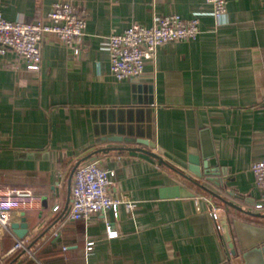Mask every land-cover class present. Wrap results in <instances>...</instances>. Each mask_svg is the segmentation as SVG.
Masks as SVG:
<instances>
[{"label":"crops","instance_id":"obj_1","mask_svg":"<svg viewBox=\"0 0 264 264\" xmlns=\"http://www.w3.org/2000/svg\"><path fill=\"white\" fill-rule=\"evenodd\" d=\"M56 1L85 19L77 54L49 34L38 71L13 52L0 55V186L40 198L11 213L17 225L24 212L23 248L13 250L18 238L0 227V264H264V195L250 170L264 158V0H226L221 24L205 0H0V14L31 23ZM172 14L198 17L196 39L159 46L140 76L118 81L109 35ZM118 137L140 143L109 141ZM141 150L187 175L195 156L200 173L220 179L221 186L197 180L216 197ZM88 155L94 159L80 165L112 171L109 194L133 202L131 212L120 206L117 218L108 211L68 219L70 174ZM212 208L219 220L238 221L230 226L233 251Z\"/></svg>","mask_w":264,"mask_h":264},{"label":"built area","instance_id":"obj_2","mask_svg":"<svg viewBox=\"0 0 264 264\" xmlns=\"http://www.w3.org/2000/svg\"><path fill=\"white\" fill-rule=\"evenodd\" d=\"M210 5V15L218 24L226 21V0H205ZM85 19L75 7L66 1H56L51 10L34 22L9 21L0 14V55L15 53L29 71L40 69V47L46 35H55L61 43L77 54L82 46L85 30ZM199 34V19H182L177 14L155 17L151 26L132 23L120 34L109 35L106 49L109 53L111 74L118 80L138 77L145 65L155 59L157 48L168 42L190 41ZM257 187L264 195V158L254 162L250 168ZM114 173L100 167L97 162H88L77 167L73 174L70 189L71 202L68 219L86 221L96 214L108 211L118 217L119 207L127 212L135 208L130 201L110 196ZM40 204V198L28 190H18L0 186V227L12 232L11 213L33 209ZM258 203L256 208L262 207ZM57 206L53 211L57 210ZM215 223L219 221L217 210H210ZM108 237L116 232L107 224ZM222 238L223 235L219 231ZM24 247V241L17 239L13 250ZM92 243H87L90 250Z\"/></svg>","mask_w":264,"mask_h":264},{"label":"water","instance_id":"obj_3","mask_svg":"<svg viewBox=\"0 0 264 264\" xmlns=\"http://www.w3.org/2000/svg\"><path fill=\"white\" fill-rule=\"evenodd\" d=\"M109 141H129V142H138L140 143V141H136V139L133 138H125V139H120V137L116 138V139H111ZM144 144H147L144 142ZM152 147V146H151ZM140 150V149H138ZM140 152H144L146 155H148L149 157H152L153 159H155L159 164L167 167L168 169L172 170L176 175L184 178L185 180H187L188 182H190L192 185H194L195 187L202 189L203 191L215 196L211 191H209V189H207L203 184L200 183V181L197 180H201L203 179V176H205V181L206 182H213L214 185L216 186H221V181L220 179H215L213 180L210 173L205 172L204 175L202 173H200L199 169H198V161L197 158L195 156H190L188 158V163L186 165V169L187 172L190 173V175H192L193 177H191L190 175H187L186 171H181L177 168H175L173 165L165 162L163 159H161L159 156H157L155 153H151L148 151H143L141 150ZM93 155H88L85 159H83L82 161L78 162L72 169L71 171V177L73 176L75 170L77 169L78 166H80V164L85 161H92ZM178 191H180L181 195L183 196H190L193 197L195 196L193 193L189 192L187 189H185L184 187H177ZM216 197V196H215ZM217 198H220L217 196ZM221 199V198H220ZM223 203L225 204V206H229L232 207L233 209L237 210L238 212H240L243 215H251L252 213H249L245 210L240 209L239 207H237L236 205H233L232 203L226 201L225 199H222ZM21 222L17 225H11V229L12 232L15 234V236L18 239H22L25 235H27V233L29 232V228L28 225L25 221L24 218V212L21 213ZM218 223L221 226V229L223 231V236L225 241L228 243L229 248L233 251V243H232V238H231V234H230V226L231 224L237 225L238 221H236L235 219H229V217H223L222 219H220L218 221Z\"/></svg>","mask_w":264,"mask_h":264}]
</instances>
